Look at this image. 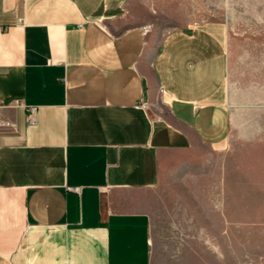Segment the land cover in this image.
<instances>
[{
	"label": "crops",
	"instance_id": "1",
	"mask_svg": "<svg viewBox=\"0 0 264 264\" xmlns=\"http://www.w3.org/2000/svg\"><path fill=\"white\" fill-rule=\"evenodd\" d=\"M131 4L0 0V264H152L163 168L230 150L226 28Z\"/></svg>",
	"mask_w": 264,
	"mask_h": 264
},
{
	"label": "rangeland",
	"instance_id": "2",
	"mask_svg": "<svg viewBox=\"0 0 264 264\" xmlns=\"http://www.w3.org/2000/svg\"><path fill=\"white\" fill-rule=\"evenodd\" d=\"M128 12L155 42L211 22L228 37L230 150L163 168L152 264H264V0H132Z\"/></svg>",
	"mask_w": 264,
	"mask_h": 264
},
{
	"label": "built area",
	"instance_id": "3",
	"mask_svg": "<svg viewBox=\"0 0 264 264\" xmlns=\"http://www.w3.org/2000/svg\"><path fill=\"white\" fill-rule=\"evenodd\" d=\"M144 30V34L147 33V31ZM20 106H23V103L19 100H14L11 103L8 104H0V129H12L14 128V123L8 119L4 118L3 112L5 109H15L18 108ZM27 121L29 125H36L37 121H36V112H37V108L36 107H27Z\"/></svg>",
	"mask_w": 264,
	"mask_h": 264
}]
</instances>
